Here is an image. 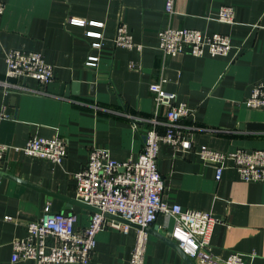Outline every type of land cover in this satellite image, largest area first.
I'll return each instance as SVG.
<instances>
[{"label":"crops","instance_id":"0c3cea01","mask_svg":"<svg viewBox=\"0 0 264 264\" xmlns=\"http://www.w3.org/2000/svg\"><path fill=\"white\" fill-rule=\"evenodd\" d=\"M1 1L5 10L0 16V79H4L7 50L38 51L53 66L52 81L77 82L78 93L63 97L48 93L47 85L30 78L7 79V93L0 89V108L9 117L0 118V143L21 147L32 135L57 134L66 140L67 153L61 164H54L9 149L0 159V170L75 198L72 174L84 167L92 147L107 148L119 161L137 158L141 134L149 125L138 123L135 130L132 117H153L149 84L162 78L163 88L190 109L180 124L188 127L185 131L192 143V148L180 150L159 143L163 199L182 208L211 212L216 220L211 250L219 258L232 251L254 253L253 258H244L251 264H264V182L242 181L231 161H226L221 178L215 180L213 165L202 162L196 153L201 144L223 152L264 149V129H238L242 122L264 123V107L251 109L240 103L251 84L264 78V0H174L175 13L169 19L165 0ZM225 5L234 8L236 24L213 19ZM70 18L86 24H70ZM119 22L127 25L141 50L114 45ZM167 24L228 34L232 49L225 56L185 53L163 60L157 33ZM87 31L100 32L101 38L89 37ZM93 40L101 45L91 48ZM89 54L97 57L95 66L85 65ZM131 61L135 68L128 67ZM16 85L39 92L17 91ZM164 112L162 107L160 121ZM46 202L53 212L74 214L75 229L87 226L93 213L0 176V264H35L32 260L12 262L11 242L26 235L27 224L38 218ZM6 215L12 220L6 221ZM155 225L166 234L173 219L160 214L151 224ZM134 237L132 226L128 233L100 230L88 264H129ZM144 264L186 263L174 248L148 233Z\"/></svg>","mask_w":264,"mask_h":264},{"label":"built area","instance_id":"2783aa9c","mask_svg":"<svg viewBox=\"0 0 264 264\" xmlns=\"http://www.w3.org/2000/svg\"><path fill=\"white\" fill-rule=\"evenodd\" d=\"M5 4L0 0V16ZM164 12L169 19L174 13V0H165ZM226 24H236L234 8L221 6L213 18ZM70 24L83 26L84 20L70 18ZM102 25L100 22H94ZM86 35L101 38L97 31H87ZM157 48L162 59L177 54H190L193 57L225 56L232 49L230 36L213 32L206 34L199 29L173 27L167 24L157 33ZM116 47L141 50L142 45L133 40L127 25L119 22L113 36ZM98 40L90 42L91 48H98ZM97 57L89 54L85 61L87 67L96 65ZM4 79H0V89L7 93L8 80L30 78L45 86L53 80V66L45 61L38 51L11 48L4 54ZM129 68H135L132 61ZM164 79L149 84V91L154 102L153 117H132V127L137 130L138 123H148L149 127L141 134V150L136 159L116 160L105 147H92L87 161L80 170L74 172L76 180L75 198L100 210L93 212L87 226L75 229L76 217L72 213L53 212L49 203H45L35 221L27 224L24 237L14 238L11 242V261L32 260L35 264H88L95 249V236L104 229L111 228L128 233L130 226L107 217L111 214L126 219L140 228H135L134 244L130 252L129 264H144L145 245L148 233L144 227L151 226L158 215L173 219L171 229L165 236L175 242L194 264H251L245 255L232 251L226 258H219L211 250V236L216 223L211 212L182 208L179 204H169L163 199L165 183L157 166L158 145L169 144L175 150L192 148L187 136V128L180 120L189 115L190 109L184 102H176V94L163 88ZM14 89L24 92H39L24 85ZM10 90V89H9ZM246 108L264 107V78L252 83L249 94L240 102ZM164 107V120L157 117ZM9 116L0 108V118ZM163 126V131L158 127ZM66 140L54 135L44 137L32 135L21 147L0 143V159L9 149L17 150L29 157L49 160L61 164L67 153ZM200 160L212 164L215 180L222 176L226 161H231L240 179L245 182H264V149L217 151L206 145L196 149ZM6 221L11 216H4Z\"/></svg>","mask_w":264,"mask_h":264},{"label":"water","instance_id":"95a60500","mask_svg":"<svg viewBox=\"0 0 264 264\" xmlns=\"http://www.w3.org/2000/svg\"><path fill=\"white\" fill-rule=\"evenodd\" d=\"M78 83L77 82H54L51 81L47 84V92L54 94V95H59V96H63V97H69L70 95H75L78 93ZM264 129V123H240L238 125V129ZM0 176L2 177H6V178H10L14 181H18L22 184H25L26 186H29L35 190H37L40 193H43L44 195H46V197H58L61 198V200H63L68 206L73 205H78L84 208H87L89 210H91L92 212H100V210H98L97 208L90 206L84 202H81L79 200H77L76 198H71L68 196H64L61 194H58L52 190H49L45 187H42L41 185H36L33 184L31 182H28L26 180L21 179L20 177L16 176V175H12L7 171H2L0 170ZM107 217L113 218L117 221L123 222L128 224L129 226L135 227V228H140L138 225L123 219L119 216H115V215H111V214H105ZM144 231H146L149 234H152L158 238H160L161 240H163L164 242H166L169 246H171L172 248H174L178 254L183 258V260L185 261L186 264H194L193 261L182 252V250L178 247V245L173 242L172 240L168 239L164 233L162 232H158V227L155 226H147L143 228Z\"/></svg>","mask_w":264,"mask_h":264}]
</instances>
